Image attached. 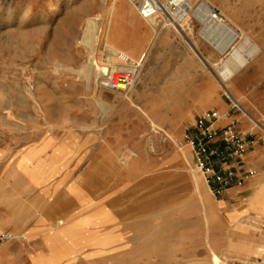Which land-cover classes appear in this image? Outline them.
Listing matches in <instances>:
<instances>
[{
  "label": "rangeland",
  "instance_id": "1",
  "mask_svg": "<svg viewBox=\"0 0 264 264\" xmlns=\"http://www.w3.org/2000/svg\"><path fill=\"white\" fill-rule=\"evenodd\" d=\"M119 1L0 0V154L43 144L30 150L38 160L29 167L42 156L63 164L85 204L83 217L70 223L64 216L78 207L71 197L14 209L18 225L42 222L46 229L55 211L63 213L54 232L10 230L16 238L8 242L17 248L1 264H216L214 254L221 264L264 259V164L245 179L250 190L221 206L185 140L201 113L193 101L207 82L228 96L218 68L230 52L246 38L264 47V0H194L209 4L237 33L226 53L202 35L206 25L194 10L165 28L164 19H144L143 35L120 33L124 46L112 45ZM125 1L141 17L137 1ZM136 38L145 42L139 56L131 52ZM119 52L143 64L127 91L98 81L96 64L109 66ZM243 131L264 139L256 125Z\"/></svg>",
  "mask_w": 264,
  "mask_h": 264
},
{
  "label": "crops",
  "instance_id": "2",
  "mask_svg": "<svg viewBox=\"0 0 264 264\" xmlns=\"http://www.w3.org/2000/svg\"><path fill=\"white\" fill-rule=\"evenodd\" d=\"M117 6L116 16L109 30V40L112 45L124 46L118 40L120 33H124L127 37L133 34L143 35L146 25L144 24L145 20L125 0L119 1ZM144 47L145 42L142 41V38H136L134 49L131 52L135 56H139ZM225 83L228 96L215 88L210 79L201 94L194 99V111L202 114L211 110L219 111L221 118L216 123L218 129L235 122L242 131L252 129L253 125L264 130V47H259V51L254 57L239 67ZM201 113L200 115H202ZM194 120L196 121V117ZM194 123L191 121L190 127ZM248 134L254 137L252 133ZM254 138L256 144L246 153L244 162L239 167L242 173H252L254 170L262 168L264 164V139ZM42 146L44 145L33 147L40 148ZM32 148L8 157L0 154V230L2 231L26 232L29 235H34L37 229L42 233L54 232L60 219L58 217L63 212L55 211L53 213V219L49 224L51 227L47 229V225L42 222H39L38 225L36 223L18 225L14 220V217L19 214L14 209L32 207V203L39 199L43 201L55 199L56 202L61 196L62 199L64 196L66 199L69 197L77 199V213L75 215L68 213L64 216L68 223L79 221L85 213V204L83 200L80 201L84 195L83 189L76 185L75 181L71 182L69 169L63 167V164L57 166L49 164V158L44 156L40 159L38 167L30 168L29 165L36 164L38 160L34 153L30 152ZM260 181H262L261 177L256 179L255 190H258ZM249 182L247 183L246 180L242 185L228 189L220 197L219 204L227 206L235 195L250 190L252 182ZM71 186L75 189L72 193L69 191ZM65 209H68V206ZM5 242L0 243V264L8 260L14 254L13 250L17 248V245Z\"/></svg>",
  "mask_w": 264,
  "mask_h": 264
},
{
  "label": "built area",
  "instance_id": "3",
  "mask_svg": "<svg viewBox=\"0 0 264 264\" xmlns=\"http://www.w3.org/2000/svg\"><path fill=\"white\" fill-rule=\"evenodd\" d=\"M136 1L143 19H164L162 28L177 23L173 14L186 2V0ZM215 15L224 22L217 12ZM118 54L120 66L110 75L100 76L98 81L105 89L127 91L138 83L143 64L142 60L131 63L129 57L123 52ZM236 106L239 108L237 104ZM220 118L221 113L217 110L205 112L197 118L185 134V140L191 148L193 163L216 197L224 195L234 186L243 184L249 173L240 172L239 167L243 164L246 153L256 144V139L242 131L235 122L218 129L216 123ZM15 238L16 235L11 231L0 230V243L12 241ZM234 264H264V259L249 258Z\"/></svg>",
  "mask_w": 264,
  "mask_h": 264
},
{
  "label": "bare ground",
  "instance_id": "4",
  "mask_svg": "<svg viewBox=\"0 0 264 264\" xmlns=\"http://www.w3.org/2000/svg\"><path fill=\"white\" fill-rule=\"evenodd\" d=\"M163 5H166V3L165 4L163 3ZM196 6H197V9L196 10L193 9ZM189 10H194L195 15H197L198 17L201 16L204 19L203 21H204L206 26H205V29L202 31V35L205 37V39L210 41L221 52L226 53L230 49L232 44L234 43V41L237 37V33H235L231 29L230 25L226 24L225 22H223L219 18H217L212 7L209 4H207L205 1H201L197 5H195L194 0H186V2L183 4V6H181V8L177 12H175L173 15H174V17H177L179 20H182V19L187 17ZM147 20L157 24L155 18L147 19ZM111 50L113 52L112 48H111ZM258 51H259V48L247 38L244 41V46L242 48H237V49L232 50L230 52V55H231L230 59L227 61H224L218 68V79L222 83V85L225 87V82L228 79H230V77L234 74V72L239 67L244 65L245 63H248V60L252 59V57H254V55ZM129 54H131V52ZM118 55L119 54H117L116 58L115 57L111 58L112 62H111V64H109V66L101 67V66H97L98 64H96L97 72L99 75L98 77H100V75L101 76H104L106 74L110 75L116 68H118L120 66L119 65L120 60L118 58ZM127 56L131 60V63L134 62L132 60L131 55H127ZM154 131L156 133H159L158 128H156ZM161 131L162 130H160V132ZM196 175L197 174L194 173L195 179H197ZM262 197H263V195H262ZM60 222H61V224L64 223V221H62V220H60ZM238 223L240 225L245 226L246 220L241 219L238 221ZM214 260H215L216 264H221V262H222L221 259L219 258V256H217L216 254H214Z\"/></svg>",
  "mask_w": 264,
  "mask_h": 264
}]
</instances>
